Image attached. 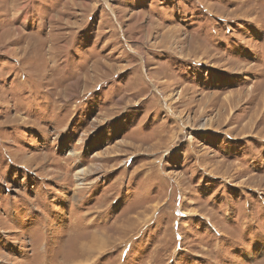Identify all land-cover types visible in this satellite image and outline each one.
I'll return each instance as SVG.
<instances>
[{
    "label": "rangeland",
    "instance_id": "374dc122",
    "mask_svg": "<svg viewBox=\"0 0 264 264\" xmlns=\"http://www.w3.org/2000/svg\"><path fill=\"white\" fill-rule=\"evenodd\" d=\"M0 264H264V0H0Z\"/></svg>",
    "mask_w": 264,
    "mask_h": 264
},
{
    "label": "bare ground",
    "instance_id": "6f19581e",
    "mask_svg": "<svg viewBox=\"0 0 264 264\" xmlns=\"http://www.w3.org/2000/svg\"><path fill=\"white\" fill-rule=\"evenodd\" d=\"M155 88V87H154ZM77 173H79V175H86V172L84 171V169H81L79 172H77ZM80 180H82V178H80Z\"/></svg>",
    "mask_w": 264,
    "mask_h": 264
}]
</instances>
